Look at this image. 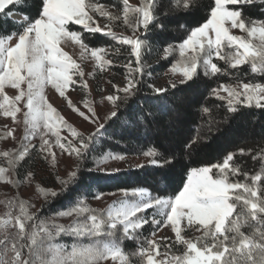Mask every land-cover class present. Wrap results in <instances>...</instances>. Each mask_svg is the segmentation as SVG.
<instances>
[{
  "label": "snow or ice",
  "instance_id": "snow-or-ice-1",
  "mask_svg": "<svg viewBox=\"0 0 264 264\" xmlns=\"http://www.w3.org/2000/svg\"><path fill=\"white\" fill-rule=\"evenodd\" d=\"M256 2L213 0L208 6V17L202 24L192 27L178 43L164 47L165 57L173 52L179 53L180 60L171 66V71L182 73L181 84L192 81L201 69L205 76H217L226 75L228 69L250 64L253 73H264V20L249 19L242 12L245 5ZM259 2L264 3V0ZM122 3V19L134 33L142 29L147 34L158 19L157 13L165 7L160 0H141L136 7L129 5L128 0H122ZM194 6L195 0H176L174 5L168 7L169 11L183 9L184 14H187ZM33 7L37 9L34 17L29 15ZM90 12L99 13L109 21L121 19L91 0H39L36 5L30 4L29 0H0V20L3 21L0 23V114L15 122L17 114L22 113L26 127L31 126V135L40 136L38 150L45 154V158H55L53 143L47 138L51 134L55 137V146L62 152L75 155L81 162L92 156L94 165L99 167L109 160L126 158V154L112 152L110 148L105 151L101 133L106 131L109 121L119 118V93L123 92V99L128 100L137 96L143 85L142 52L146 42L139 35L117 36L111 28L105 31L96 24ZM17 14L21 19L12 20L17 30L8 32L7 21ZM130 15L134 16V23L129 19ZM70 24L80 26L91 34L109 36L120 45L130 46L136 64L133 68V62L129 60L124 65L128 69L125 86L121 89L113 85L116 94L106 97L115 110L87 136L67 123L48 103L43 90L45 86L51 85L61 97L67 99L66 90L77 86L75 77H81L79 87L87 88L79 65L63 50L62 45L69 42L80 47L82 57L90 54L101 70L114 65L111 60L104 59L108 50L86 44L82 32L69 31ZM159 27L164 30L165 25L160 24ZM232 29H239L246 36L234 35ZM119 51V48L115 49L116 54ZM214 60L224 61L228 68L219 67ZM22 85H26V88ZM6 86L18 90V94L8 96L5 93ZM175 86L172 84L173 88ZM147 87L152 96L146 99L159 98L167 92L165 88L153 85ZM221 92L227 93V96L221 95ZM210 95L225 101L229 113H235L241 107L264 110V83H242L239 89L219 84L210 89ZM21 101H24L23 108L18 106ZM68 103L85 120L97 124L98 117L90 102L84 101L90 115H85L71 100ZM124 111H128L130 119L136 122L146 121L150 116L143 108L134 110L132 104H126ZM201 111L210 118L208 107H202ZM208 122L213 121L209 119ZM62 129H67L73 139L61 135ZM5 136L14 137L13 130H8ZM194 143L191 141L185 147L191 150ZM36 148L26 134L18 152L5 151L2 155L8 158L10 168L16 170L29 152ZM144 155L152 157L149 161L151 166L163 167L172 163L171 159L161 158L155 148L144 152ZM234 155L227 154L222 163L191 168L182 190L174 197L152 196L145 188L122 189L123 199L119 201L118 207L115 202L109 206L106 218L103 212H96L85 205L83 199L70 201L69 206L58 213L60 216L76 217L68 227L43 220L37 223V217L29 214L24 203L20 202V214L8 212L6 219H0V264H106L109 258L126 262L128 258L120 247L101 243L102 236L112 235V230L118 227L117 222L123 227L125 235H134V230L142 229L145 225H152L157 230L170 227L175 233V243L184 246L182 255L169 258L167 252H159L164 238L161 241L148 240V246L141 247L138 252L142 264H264V230L257 228L251 235H246L241 231L240 216L234 215L238 203H242L248 217L264 225V196L260 195L257 186L262 175L258 173L252 176L251 185L230 181L229 175L239 171L231 165ZM8 172L9 168L0 167V180L14 183ZM78 173L79 164L77 170L69 173L68 180L60 181L65 189L76 181ZM28 175L31 176L30 173ZM45 195L57 197L60 193L52 191L45 192ZM101 195L98 194L96 198ZM130 196H139L140 199L130 202ZM151 209L157 211L148 215ZM185 226L195 227L202 235L194 240L185 239L182 234ZM64 233L89 242L74 241L71 245L53 243ZM152 235L154 237L155 232ZM164 246L170 247L167 243ZM161 255L164 259H157Z\"/></svg>",
  "mask_w": 264,
  "mask_h": 264
},
{
  "label": "trees",
  "instance_id": "trees-1",
  "mask_svg": "<svg viewBox=\"0 0 264 264\" xmlns=\"http://www.w3.org/2000/svg\"><path fill=\"white\" fill-rule=\"evenodd\" d=\"M96 1L107 6L123 8L122 0ZM175 2L176 0H160L165 7L157 13L155 25L150 27L147 34L142 35V40L157 55L167 44L178 43L192 27L202 24L208 17V6L213 0H195L194 8L187 14H184L183 9L169 11L168 6L174 5ZM29 3L36 5L39 0H29ZM242 12L249 19L264 20V3L257 0L252 5H245ZM29 15L36 16L37 9L31 8ZM12 20L11 18L7 21L8 32L17 30ZM0 23L3 21L0 20ZM160 24L165 25L164 30L160 29ZM88 34L83 32L84 40L92 47L110 44L112 41L101 34L92 37H88ZM218 66L228 68L224 62ZM239 82L264 83V73H253L250 64L241 65L238 69H228L226 75L205 76L204 73H199L192 81L176 84L175 88L169 86L165 94L151 99H146L152 96L147 87L151 85L150 80L143 77V85L137 96L128 100H124L123 95L120 96L119 118H113L107 123L106 131L101 133L104 137L101 143L104 144L105 151L110 148L112 152L128 156H144V152L155 148L161 158L171 159L172 163L163 167L147 163L144 167L103 171L94 165L90 156L86 161H79V173L75 182L70 183L67 189L59 182L60 186L54 191L60 195L52 197L44 194L41 204L28 210V213L37 217V223L40 220L47 222L46 220L68 207L70 201L83 199L84 204L89 205V201L96 199L98 194H117L122 189L145 188L153 196L174 197L182 190L191 168L222 163L229 153L235 154L231 162L232 167L239 169L237 173L230 174L229 179L232 182L239 181L251 185V177L259 173L262 179L257 182V186L260 195L264 196V110L241 107L237 112L229 113L225 101L210 95V89L219 84ZM126 104H132L134 110L143 108L149 112L148 120L136 122L130 119L129 112L124 111ZM204 106L210 109V118L201 111ZM209 119L213 122L209 123ZM191 141L195 143L189 150L185 145ZM33 151L29 152L26 159L14 170L19 182H23L29 173L33 176L37 162L41 161ZM56 180L64 179L56 175ZM234 215L240 216L241 231L246 235H251L257 228L264 230V225L248 217L247 209L242 203H238ZM139 235L143 239L148 234L142 229ZM118 238L131 259L129 264H142L138 252L144 242L139 238ZM56 241L68 245L77 242L78 238L64 233L57 237ZM166 250L176 253L172 248Z\"/></svg>",
  "mask_w": 264,
  "mask_h": 264
},
{
  "label": "rangeland",
  "instance_id": "rangeland-1",
  "mask_svg": "<svg viewBox=\"0 0 264 264\" xmlns=\"http://www.w3.org/2000/svg\"><path fill=\"white\" fill-rule=\"evenodd\" d=\"M91 2L98 3L96 0H91ZM128 3L129 5L136 7L140 5L141 0H128ZM101 5L104 6L106 11L111 12L113 16L121 17V19L109 21L106 17L100 16L99 13L90 12L89 14L94 17L97 25H99L105 31H107L108 28H111V30L115 32L117 36L134 37L136 35H139L140 38L143 39L142 35L144 32L142 29L139 30L138 33H134L133 29L124 23L122 19L124 15L122 7L120 8L113 5L107 6L104 4ZM12 19L16 20L13 17ZM129 19L134 23V16L130 15ZM105 26H107V28ZM69 31H77L82 33L86 32L80 26L72 24L69 25ZM231 31L234 35L246 36V34L242 33L239 29H232ZM96 34L89 33L88 37H92ZM106 37L112 39L109 36ZM62 47L63 50L67 52L69 56L74 59L79 65V70L83 73L82 80L87 82V88L79 87L78 85L81 81V77H75V79L77 80V86H71L66 90L67 99L61 97L51 85L45 86L43 90L44 95L48 103H50L59 112V114L63 116L68 124L75 128L76 131L82 133L84 136H87L95 131L98 123H104L106 117L110 115L111 111L115 110V106L111 102H109L106 97L108 95L116 94L112 87L113 85H117L121 89L125 86L128 69L125 68L124 65H126L129 60H132V67H136L135 58L131 56L130 46L120 45L116 40L112 39L110 44L107 43L104 45L96 46L98 48L108 50V54L104 56V59L111 60L114 65L112 67L101 70L97 66L95 59L92 58L90 54H85L83 57L81 56V49L78 45L69 42L67 45H62ZM116 48L120 49L118 54L115 53ZM225 51L229 50L225 49ZM179 60L180 57L178 51L173 52L165 57L164 51L160 52V54L157 55L155 52H152V50H150L147 44H145L142 52V63L144 66L143 77L149 79L151 85L159 88L168 89L169 86H172V84H180V81L183 78L182 73L179 71L173 73L171 71V66L177 63ZM214 62H217L219 64L223 63L224 61L214 60ZM199 73H203V70H199L198 74ZM242 83L250 82L229 83L225 85L239 89ZM22 87L26 88V85H22ZM5 93L8 96L13 97L18 94V90L13 89L10 86H6ZM122 95L123 92H120L119 96ZM221 95L227 96V93L221 92ZM69 100H71L72 104L78 107L80 111L84 112L85 115H90V113L88 112L87 108H85L84 101L87 100L88 102H90L91 107L98 117L97 124H93L85 120L84 117H81L77 112H75L73 108L69 106ZM118 102L119 100L117 101V104ZM23 105L24 101H21L18 106L23 108ZM30 127V125L26 127L22 113L17 114V120L15 122L10 117H4L2 114H0V137H2L0 138V167L9 168L8 176L14 181V183H7L6 181L0 180V219H6L8 212H12L13 214H20V202L24 203L27 212L31 208H37L39 204H41L44 198L43 195L45 194L46 190L52 192L60 186V181L56 180V175L64 180H68L69 173L71 171L77 170V165L79 164V161L77 160L75 155H69L66 152H62L58 146H55V137L51 134H48L47 138L53 143L52 151L55 153V158L53 159L51 156L45 158V154L39 152L38 150V146L41 142L40 136H32ZM8 130H13L14 137L5 136V133ZM26 134L30 136L31 143L37 146L34 151H31L35 152V154L41 159V161L37 162V166L35 167L33 176L31 174V176H28L25 180H23V182H19L16 178L15 171L12 170L8 164V158H5L2 153L5 151L18 152L21 148V141L24 140ZM61 135L67 137L68 139H73L67 129H62ZM151 159L152 157L146 155H126V158L123 160H109L101 164L98 168H102L107 171H116L125 168L140 167L141 165H147V163H149ZM148 192L150 193L149 190ZM121 199H123L122 192H118L117 194H103L100 196V198L90 200V203L87 206L90 209L95 210L96 212H103L106 218L109 206L114 205L115 202V206L118 207L119 201ZM128 199L130 202H132L134 200L140 199V197L130 196L128 197ZM156 211L157 210L155 209H151L149 210L148 215H152L156 213ZM157 218H160L159 215H157ZM75 219L76 217L74 216L66 217L56 214L54 215V217H51L46 221L54 222L55 224L68 227L69 225L74 223ZM117 223L118 227L112 230L111 236L101 237V243L108 244L109 246L116 245L120 247L128 259L126 262H121L112 261L109 258L106 264H129L131 261L129 255L124 251L121 242L118 241L120 239L118 238L119 236L130 237L133 239L139 238L141 242H144L142 244V247L145 248L148 246V240L155 239L156 241H161L162 238H164L163 242L161 243L159 252L161 254L167 252L169 258L174 255H182L184 252V246L182 244L175 243V233L170 227H161L157 230L152 225H145L142 229L145 231V234L148 235L147 237L145 236L142 239L139 235L142 229L134 230V235H125L123 232V227L119 226V222ZM105 231H107V229H105ZM153 232H155L154 237L152 235ZM182 234L184 235L185 239L194 240L196 237L201 236L202 232L197 231L195 227L185 226L183 228ZM77 242L88 243L89 241L86 239L78 238ZM53 243L60 242L55 240L53 241ZM165 243L170 245L169 248H172V250H174L176 253L167 251V248H165L164 246ZM68 250L70 251V247ZM157 259L163 260L164 256L161 255L157 257Z\"/></svg>",
  "mask_w": 264,
  "mask_h": 264
},
{
  "label": "bare ground",
  "instance_id": "bare-ground-1",
  "mask_svg": "<svg viewBox=\"0 0 264 264\" xmlns=\"http://www.w3.org/2000/svg\"><path fill=\"white\" fill-rule=\"evenodd\" d=\"M13 18H15L16 20H17V19H21V17H20V15H19V14H17V15H15V16H13Z\"/></svg>",
  "mask_w": 264,
  "mask_h": 264
}]
</instances>
